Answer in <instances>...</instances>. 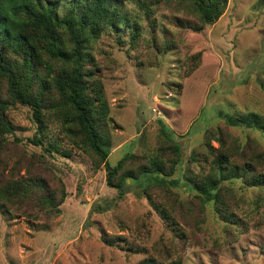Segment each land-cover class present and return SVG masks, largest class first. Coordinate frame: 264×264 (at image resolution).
Returning a JSON list of instances; mask_svg holds the SVG:
<instances>
[{
  "label": "rangeland",
  "instance_id": "1",
  "mask_svg": "<svg viewBox=\"0 0 264 264\" xmlns=\"http://www.w3.org/2000/svg\"><path fill=\"white\" fill-rule=\"evenodd\" d=\"M141 2L153 9L148 17ZM65 5L66 0L59 14ZM116 5L128 21L93 40L84 63L89 88L98 84L107 106L103 134L110 144L109 164L127 152L156 154L164 140L159 120L179 144L180 161L170 177L180 182L183 170L205 172L204 163H188L187 156L202 141L206 126L226 128L240 140L254 137L264 148V130L225 126L219 116L255 113L264 121L262 0H226L214 23L199 32L187 28L194 19L171 13L161 3L117 0ZM163 41L170 47L160 52ZM7 118L24 150L44 156L51 168L45 177L65 196L52 216L46 211L29 217L0 202V264H139L146 259L160 264H264V192L257 197L256 188L232 180L228 183L245 197L232 211L236 227L225 229L209 203L198 210L197 222L185 216L186 226L156 192L147 198L134 183L121 195L108 187L103 165L94 167L57 121H48L41 144L33 145L28 141L35 130L29 109L11 108ZM209 144L216 147L214 140ZM174 190L179 199H187L183 187ZM174 225L184 238L173 234ZM102 232L112 238L111 245L101 241Z\"/></svg>",
  "mask_w": 264,
  "mask_h": 264
},
{
  "label": "trees",
  "instance_id": "2",
  "mask_svg": "<svg viewBox=\"0 0 264 264\" xmlns=\"http://www.w3.org/2000/svg\"><path fill=\"white\" fill-rule=\"evenodd\" d=\"M63 1L0 0V202L29 217L46 211L52 216L59 211L58 205L65 196L61 187L57 190L45 177L51 168L44 156L28 154L14 134L8 112L24 106L35 125L28 138L30 143L40 145L47 122L57 121L70 141L90 156L94 167L103 165L106 185L116 188L119 195L133 183L147 198L154 191L176 221L186 226L189 224L185 216L197 222L198 210L204 211L209 203L225 229L230 225L236 227L232 211L245 202V197L237 194L228 182L239 180L243 187L256 188L257 197H262L264 148L254 137L240 140L226 128L206 126L201 131L202 141L187 156L188 163H204L205 172L193 174L183 170L180 182L178 177H170L180 161L179 144L159 120L164 140L156 148V154L145 157L127 152L113 165L109 164L106 159L110 144L103 134L107 106L99 85L89 88L84 63L89 44L104 30L127 22L128 17L120 12L117 0H66L65 11L59 14L57 10ZM150 1L167 6L171 13L180 12L194 19L187 26L193 32L214 23L226 3V0ZM149 4L139 5L146 17L153 10ZM168 47V42L163 41L159 51L165 52ZM52 64L58 65L55 72ZM219 116L225 126L264 130V121L255 113L220 112ZM209 140H214L216 147L210 146ZM48 146L52 148L53 144ZM42 149L49 154L47 146ZM177 186L184 188L187 199L178 198L174 190ZM159 213L163 216L165 211ZM172 232L179 238L185 236L178 225L172 226ZM100 239L108 245L113 242L104 232ZM139 264L160 263L146 259Z\"/></svg>",
  "mask_w": 264,
  "mask_h": 264
}]
</instances>
